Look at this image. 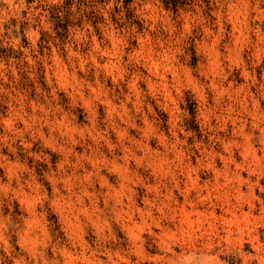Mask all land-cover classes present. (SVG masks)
<instances>
[{
	"label": "rangeland",
	"instance_id": "1",
	"mask_svg": "<svg viewBox=\"0 0 264 264\" xmlns=\"http://www.w3.org/2000/svg\"><path fill=\"white\" fill-rule=\"evenodd\" d=\"M0 0V264H264V0Z\"/></svg>",
	"mask_w": 264,
	"mask_h": 264
},
{
	"label": "trees",
	"instance_id": "2",
	"mask_svg": "<svg viewBox=\"0 0 264 264\" xmlns=\"http://www.w3.org/2000/svg\"><path fill=\"white\" fill-rule=\"evenodd\" d=\"M165 6L172 7L173 9H176L178 4L181 2L180 0H161Z\"/></svg>",
	"mask_w": 264,
	"mask_h": 264
}]
</instances>
